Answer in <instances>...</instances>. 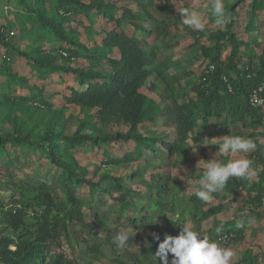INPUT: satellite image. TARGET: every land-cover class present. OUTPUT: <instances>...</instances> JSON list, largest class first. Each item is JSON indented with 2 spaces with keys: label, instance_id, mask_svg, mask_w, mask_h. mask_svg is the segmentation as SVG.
Listing matches in <instances>:
<instances>
[{
  "label": "rangeland",
  "instance_id": "rangeland-1",
  "mask_svg": "<svg viewBox=\"0 0 264 264\" xmlns=\"http://www.w3.org/2000/svg\"><path fill=\"white\" fill-rule=\"evenodd\" d=\"M57 1L0 0V21L16 31L15 48L0 47V134L6 139L0 143V237L13 234L6 221L9 211L36 203L38 195L48 191L57 205L53 215L62 219V225L47 257L61 253L70 264H161L154 258L159 242L166 235H178L180 224L187 223L230 247L232 264H264V109L244 118L217 110L205 117L195 89L211 63L212 55L206 56L204 47H214L218 32L231 29L244 42L234 60L237 69L229 70L233 75L249 64L248 53L255 55V64L260 63L264 8L252 12V0L240 5L239 0H224L226 16L223 25H217L211 0H82L100 3L103 10L67 16L59 13ZM182 6L202 12L203 31L181 23ZM126 10L137 17L133 21L138 26L124 16ZM41 16L57 24L62 38H56ZM112 30L137 36L156 53L158 71L140 89L144 110L154 119L146 117L136 127L118 113L79 100L90 83L104 82L115 71L110 60L119 59L121 52L106 43ZM67 49L79 54L70 57ZM231 49L230 43L221 52L225 64ZM100 51H107L111 59ZM35 59L46 64L38 66ZM53 65L83 69L90 78L81 80L79 74L54 70ZM185 106L194 111L193 125L180 150ZM127 133L133 135L119 136ZM87 134L104 139L100 144L86 140L75 146L67 140ZM226 135L257 143L254 152L225 158V162L240 157L252 160L256 175L251 180L230 178L224 190L205 203L193 194V184L202 177L201 160L213 159L219 148L215 143ZM18 138L27 141L16 142ZM46 147H53L62 163L54 162ZM72 176L90 183L78 184ZM66 185L79 200L80 219L66 216ZM26 219L30 231H35L33 216ZM221 226L242 230L225 242L215 232ZM119 231L129 236L123 248L113 243ZM168 259L171 264L172 254ZM0 264L4 263L0 260Z\"/></svg>",
  "mask_w": 264,
  "mask_h": 264
},
{
  "label": "trees",
  "instance_id": "trees-1",
  "mask_svg": "<svg viewBox=\"0 0 264 264\" xmlns=\"http://www.w3.org/2000/svg\"><path fill=\"white\" fill-rule=\"evenodd\" d=\"M57 2L59 4V13L65 16L75 12L89 14L94 8H97L98 12L103 10L100 3L86 4L82 0H58ZM242 2H246V0H239L238 4L240 5ZM250 6L252 12H256L264 8V1L252 0ZM232 9L233 8H231V10ZM124 16L128 17L135 26L137 25V23L133 21L137 17H135L130 10H126ZM110 17L114 18L113 15H110ZM41 20L46 22V25L56 32V38H62L60 36L61 32L57 29V24L55 22L52 23L48 21L44 16H41ZM117 21L119 22L118 19ZM6 27L11 29L8 25H6ZM15 36L11 37L9 40L0 38V47L5 49L15 48L12 43ZM214 37L216 38V44L214 47H204V53L206 56L212 55L209 65L213 64L215 69L212 73H202V80L200 84L195 87L199 96V107L205 112V117H209L212 112L216 110L218 114L223 115L229 113L239 118H244L247 114L254 115L258 108L251 106L249 98L253 90L258 87L264 78V55L258 57L260 63L255 64L253 62L255 55L248 53L249 64L244 69L238 71L236 75H233L229 70L237 69L234 60L240 57V46L244 42L241 41L231 29L227 32H218ZM63 39H67V42L70 43L73 42L65 36ZM106 43L118 47L121 52V57L119 59H111L107 51H100L99 53V55L111 59L110 61H112L111 63L115 66V71L113 74L107 75L104 82L90 83L88 89L79 94V100L89 104L91 107H102L105 112L118 113L134 127L143 122L146 117L153 120L154 117L149 114L148 110H144L143 103L145 98L140 92V89L149 77L158 71L155 64L156 53L154 48L150 45L148 48L146 45H142L135 35H128L125 32H117L116 30L107 33ZM230 43L232 44V49L229 63L225 64L221 61V52ZM245 49L248 52L249 48L246 47ZM85 50L91 53L98 51L91 48H85ZM67 51L70 53V57L79 54V51L76 49H67ZM4 58L9 60L10 56L5 53ZM33 62L38 66L46 64V62L41 59H35ZM52 68L54 70L61 69L66 72L77 73L80 75V79L84 81L90 78L88 73L83 69H75L73 67H64L60 65H53ZM224 77L227 79L225 80ZM181 114L184 129L181 135L182 144L179 146V149L183 150L184 142L193 125L192 116L194 111H192L191 107L185 106ZM132 135L131 133H127L119 136L124 139H129ZM134 135L140 141L147 140L146 137L139 134ZM103 139L104 138L92 137L87 134L80 138L69 137L67 140H70V143L75 146L76 144H82L86 140L94 144H100ZM23 140L27 141V138H18L16 142H24ZM5 141V137L0 134V143L4 144ZM162 145L168 147L169 150L173 149V145L169 142L163 141ZM258 150L261 151L259 148ZM45 151L52 156L54 162L62 163L56 156L53 147H46ZM71 178L73 179L75 177L72 176ZM76 181L78 184L84 182L90 183V181H85L80 178H77ZM160 188L159 190H164L162 189L163 187ZM66 189L68 197L66 216L80 219L82 217V210L79 205V200L75 197V194L69 190L71 188L68 185H66ZM258 197H261L260 194ZM56 208L57 205L52 195L47 191L46 193L38 195L36 203L29 202L22 208L9 211L6 215V221L13 231V234L0 237V260L4 264H70L64 262V257L61 253L54 259L52 256L47 257L52 250L51 241L57 238L62 225V219L53 215ZM213 211L218 213L220 212V208L213 207ZM30 214L35 220V231L33 232L30 231L26 219ZM241 230L242 229L235 230L232 228L227 230L223 229L219 235L222 236L225 233L234 232L237 236V231L240 232Z\"/></svg>",
  "mask_w": 264,
  "mask_h": 264
},
{
  "label": "clouds",
  "instance_id": "clouds-1",
  "mask_svg": "<svg viewBox=\"0 0 264 264\" xmlns=\"http://www.w3.org/2000/svg\"><path fill=\"white\" fill-rule=\"evenodd\" d=\"M210 11L216 18V24L223 25L226 16L224 0H211ZM179 15L181 23L189 28L203 31L206 27L202 12L191 6L180 7ZM249 102L253 107L264 109V84H260L252 92ZM215 145H219L218 151L213 159L201 160L204 162V171L192 188L193 194L205 203L213 200L214 193L222 192L230 178L251 180L256 175L252 167L253 161L246 157L227 159L225 162V158L230 154L254 152L257 143L253 139L241 135H226ZM180 225L182 227L178 235H166L163 241L159 242L155 260L158 258L161 264H169L168 257L172 254L171 264H232L234 252L230 247H224L220 241L212 240L208 235L193 230L187 223ZM221 231L222 226L215 229L217 234ZM128 239L127 231H119L114 236L113 243L118 248H123ZM154 239L159 241V235L154 234ZM222 239L226 241L227 236Z\"/></svg>",
  "mask_w": 264,
  "mask_h": 264
},
{
  "label": "built area",
  "instance_id": "built-area-1",
  "mask_svg": "<svg viewBox=\"0 0 264 264\" xmlns=\"http://www.w3.org/2000/svg\"><path fill=\"white\" fill-rule=\"evenodd\" d=\"M16 35V31L14 30V29H10V28H7L6 27V24L5 23H2L1 21H0V38H4V39H6V40H9L11 37H13V36H15ZM61 52V54L62 55H67V52H65V51H60ZM4 57H5V54H4ZM213 64H210L209 66H208V68H206V70H205V73H212L213 71H214V69H215V67L213 68ZM224 79L226 80L227 78L226 77H224ZM260 84H264V78H263V80L261 81V83ZM259 84V85H260ZM258 85V86H259ZM254 91V90H253ZM252 95V94H251ZM251 95H250V97H251ZM249 100H250V98H249ZM252 106V105H251ZM253 107V106H252ZM255 108H257V107H255ZM224 236H227V240L225 241V242H230V241H232L233 239H235V237H236V233H234V232H229V233H225V234H223L222 236H221V238L222 237H224Z\"/></svg>",
  "mask_w": 264,
  "mask_h": 264
}]
</instances>
